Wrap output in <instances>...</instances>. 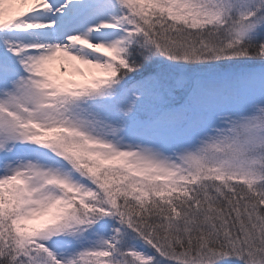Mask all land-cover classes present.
<instances>
[{"label": "snow or ice", "instance_id": "6c2138e0", "mask_svg": "<svg viewBox=\"0 0 264 264\" xmlns=\"http://www.w3.org/2000/svg\"><path fill=\"white\" fill-rule=\"evenodd\" d=\"M0 264H264V0H0Z\"/></svg>", "mask_w": 264, "mask_h": 264}]
</instances>
